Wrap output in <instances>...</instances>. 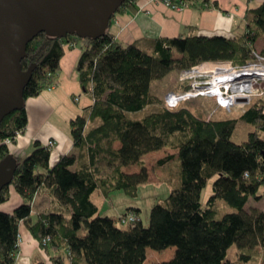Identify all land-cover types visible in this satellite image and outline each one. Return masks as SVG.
Wrapping results in <instances>:
<instances>
[{
  "label": "trees",
  "instance_id": "16d2710c",
  "mask_svg": "<svg viewBox=\"0 0 264 264\" xmlns=\"http://www.w3.org/2000/svg\"><path fill=\"white\" fill-rule=\"evenodd\" d=\"M137 1L126 0L116 14L134 9ZM190 6L213 8L209 0H193ZM246 15L245 30L233 37L191 33L157 38L149 41L148 51L134 43H118L108 30L98 39H58L44 31L36 35L20 64L22 71L33 69L24 89V105L1 123L0 161L9 152L4 141L14 140L28 125L26 100L56 87L65 48L79 42L76 71L92 104L85 114L70 120V133L79 160L89 154L90 164L78 163V156L70 154L51 166L52 150L38 142L26 159L15 158L13 181L0 192V205L9 199L10 188L23 202L12 214L0 211V264H16L21 223L46 256L38 264H144L147 249L169 248L175 254L162 264H235L226 258L232 245L241 251H264V211L250 205L264 200V97L233 119H202L184 108H156L134 117L156 105L152 83L176 69L209 61L237 66L252 61L256 42L264 38V3ZM260 54L264 56V50ZM239 123L254 128L241 144L232 141ZM162 149L172 153L159 159L156 167L179 162L180 185L152 206L149 225L143 226L140 208L129 207L117 218L101 216L91 200L94 192L100 191L104 198L116 191L136 198L149 179L143 158ZM103 154L108 159L103 157L100 163L113 167L104 178L92 169ZM132 166L139 168L136 174L124 173ZM211 179L212 194L203 206L202 192ZM42 192L50 208L33 218V199ZM218 200L234 212L217 218ZM128 216L134 221L122 224ZM117 223L130 226L122 230ZM81 230L84 236L79 235ZM238 258L246 263L253 257L240 253Z\"/></svg>",
  "mask_w": 264,
  "mask_h": 264
},
{
  "label": "crops",
  "instance_id": "0c3cea01",
  "mask_svg": "<svg viewBox=\"0 0 264 264\" xmlns=\"http://www.w3.org/2000/svg\"><path fill=\"white\" fill-rule=\"evenodd\" d=\"M209 3L211 6L213 5V8L207 10L190 6L180 11H172L170 8L165 7L160 0H138L134 9H125V11L116 14L112 18L108 32H111L118 43H134L144 51H148L149 41L157 38H175L191 33L196 36H224L230 38L241 34L245 30L247 12L261 6L264 0H209ZM81 47V43L77 42L71 47L65 48L64 57L59 65L61 67L59 80L54 89L45 90L39 96L26 100L25 110L28 125L25 131L20 134L21 136L16 139L11 149V154L16 160L26 159L34 150L33 145L36 142L46 147L47 142L50 140L56 145L51 149V166L58 163L62 156L70 154L78 156V163L84 161L90 164L89 154L79 160V152L72 144L70 133V120L85 114V109H88L92 104V100L83 93L80 87L78 72L76 71V63L80 57ZM255 48L264 50V38H260L256 42ZM218 112L222 111L218 110L216 113ZM119 146L118 142L113 145L115 149ZM103 157L106 158V155L98 156L95 160L96 164L92 168H97L99 171L98 176L102 178L105 177L104 174L106 173L101 165L102 163H100ZM78 163L74 169L79 167ZM136 170L131 173L136 174L138 172ZM124 173L127 172L124 171ZM9 191L10 197L5 204L0 205V211L12 214L23 201L13 188H10ZM92 196L91 200H93ZM104 199L108 200L109 198ZM38 200H43L45 204L39 205ZM33 201V218L50 208V202L43 192L36 196ZM252 206L257 207V205ZM19 234L20 249L16 264H32L31 254L34 249H39L40 252L42 250H40L37 241L24 223L19 225Z\"/></svg>",
  "mask_w": 264,
  "mask_h": 264
},
{
  "label": "water",
  "instance_id": "95a60500",
  "mask_svg": "<svg viewBox=\"0 0 264 264\" xmlns=\"http://www.w3.org/2000/svg\"><path fill=\"white\" fill-rule=\"evenodd\" d=\"M126 0H0V128L19 111L33 69L22 71L26 46L38 33L65 39H98L106 35L117 9ZM15 158L0 161V192L11 184Z\"/></svg>",
  "mask_w": 264,
  "mask_h": 264
},
{
  "label": "rangeland",
  "instance_id": "374dc122",
  "mask_svg": "<svg viewBox=\"0 0 264 264\" xmlns=\"http://www.w3.org/2000/svg\"><path fill=\"white\" fill-rule=\"evenodd\" d=\"M258 52H262V50H259L256 48ZM180 70L176 69L175 71L171 72L170 75L166 76L165 79L155 81L152 83L151 87V95L154 97L156 102V105H154L152 108L146 110L145 112H142L140 114L134 115V117H143L147 112L152 111L153 109L156 110V108H163L161 107V100L158 98L160 95L166 93L170 88L173 89L176 86V79L178 72ZM181 108H184L188 111H190L194 116L202 119H233L238 116H240V112H233L231 114H228L226 112H218L215 115H211V113L215 110L216 106L214 104H207L205 99H194L189 100V102H185L181 105ZM254 131V128L251 125L239 123L237 125V128L235 129L233 135H232V141L241 144L244 143L248 139V134ZM264 138V134H262ZM9 151V149H8ZM172 153L170 149H162L160 152H156V154H148L143 158V162L145 163L149 179L147 184L142 185L138 189L137 197H126L123 193L116 191L115 193L111 194L108 198V200H105L101 193L99 191H95L92 198L93 203L96 205V207L99 209V213L101 216L106 217H114L117 218L119 215H124L127 213V210L129 207L134 208H140L141 211L139 213V218L142 221V224L144 227H147L150 222V210L152 206L155 204L162 203L164 199H166L169 194L171 193V190H174L175 188H178L180 183H178L179 180V168L180 163L173 161L169 163L168 165L160 168L156 167L157 161L161 158H164L166 156H169V154ZM23 160V159H22ZM103 169L106 171L104 174L105 177L110 176L113 167L108 166L105 162L101 164ZM136 167H128L125 168L123 171L127 173H131L132 171H135ZM139 171V168L137 169ZM136 170V171H137ZM212 184L213 179L207 181V185L204 188V191L202 192L201 196V204L203 206L205 205L206 200L209 198V196L212 194ZM39 205L45 204L43 200H38ZM250 205H257V207L264 210V200L257 202H251ZM40 206V208H41ZM234 210L227 204L224 203L221 200L217 201L216 206V215L217 218H220L224 215H227V213H232ZM117 226L122 230H127L130 225H121L120 223H117ZM86 232L83 230L80 231V236H84ZM146 254V260L144 261V264H162L163 262H167L171 260L175 254L174 248H169L162 250L161 252H157L154 250L147 249ZM243 251V252H242ZM240 250L234 245H232L226 254L227 260L235 263V264H264V251L257 249L256 253L255 251H247V250ZM240 253H244L253 257L251 258V261L242 263L241 260H239L238 255ZM32 264H38L41 263V261L46 260V256L43 254V252L39 251V249L32 252Z\"/></svg>",
  "mask_w": 264,
  "mask_h": 264
},
{
  "label": "built area",
  "instance_id": "2783aa9c",
  "mask_svg": "<svg viewBox=\"0 0 264 264\" xmlns=\"http://www.w3.org/2000/svg\"><path fill=\"white\" fill-rule=\"evenodd\" d=\"M160 2L172 11H180L189 8L193 0H160ZM253 56L252 61L242 66L234 65L232 62L209 61L199 63L187 70H180L176 86L158 97L162 103L161 107L176 111L189 100L203 98L207 104L216 106L211 115L218 110L228 114L242 113L255 99L264 97V56L258 51ZM54 88L55 86L50 90ZM75 101L78 102L77 99ZM15 136L14 140L4 141L9 149L8 154H11L12 146L21 135L16 133ZM55 146L50 140L46 144L50 149ZM133 221L134 218L128 216L122 224Z\"/></svg>",
  "mask_w": 264,
  "mask_h": 264
}]
</instances>
